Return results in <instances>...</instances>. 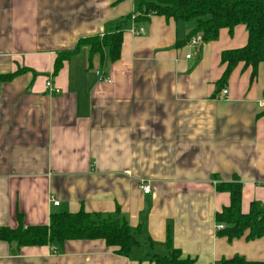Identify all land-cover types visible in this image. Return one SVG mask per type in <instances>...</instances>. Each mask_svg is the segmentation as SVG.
<instances>
[{"label":"crops","instance_id":"1","mask_svg":"<svg viewBox=\"0 0 264 264\" xmlns=\"http://www.w3.org/2000/svg\"><path fill=\"white\" fill-rule=\"evenodd\" d=\"M136 12V0H0V75L22 69L0 81V227L118 213L139 242L124 256L103 239L0 240V264H154L169 238L194 264L264 261V238L229 241L216 222L231 201L218 183L242 182L245 213L264 204V62L217 86L222 53L248 43L244 24L193 43L195 20L153 15L127 24L116 62L83 47L54 74L58 53Z\"/></svg>","mask_w":264,"mask_h":264},{"label":"trees","instance_id":"2","mask_svg":"<svg viewBox=\"0 0 264 264\" xmlns=\"http://www.w3.org/2000/svg\"><path fill=\"white\" fill-rule=\"evenodd\" d=\"M137 12L116 22L114 30L103 36L79 39L73 50L58 53L54 65L57 74L64 62L88 47L90 55L100 54L104 63L119 60L123 45V35L127 24L141 25L151 16L160 15L177 21L195 20L193 36L200 35L204 41L217 39L222 28L232 30L238 24L248 29V43L242 48L226 50L221 60L226 68L217 82L218 89L225 88L235 67L243 62L253 68L256 76L258 65L264 62V0H136ZM22 72L0 75V81H10ZM217 191L230 193V205L216 214L218 235L229 241L246 237L248 241L264 238V204L254 201L248 212L242 209L243 184L237 178L233 182L218 183ZM75 239H103L107 246L114 247L116 253L128 256L132 248L139 244L126 221L119 214H92L84 210L76 213L57 212L51 214L48 226H28L20 224L17 228L0 227V240L15 242L18 246H42L53 242L63 244ZM169 254L152 253L150 261L154 264H194V259L184 257L182 252L167 243ZM217 264H264V261L248 260L236 254L223 258Z\"/></svg>","mask_w":264,"mask_h":264},{"label":"built area","instance_id":"3","mask_svg":"<svg viewBox=\"0 0 264 264\" xmlns=\"http://www.w3.org/2000/svg\"><path fill=\"white\" fill-rule=\"evenodd\" d=\"M134 33L135 34H142L143 33V31H144V28L141 26V27H137V28H135L134 30ZM202 40V37L200 36V35H198V36H196L195 38H193L192 39V42L193 43H196V42H198V41H201ZM188 58L190 57V55H188L187 56ZM47 87L50 89V92L51 93H55V94H57V93H60L61 92V90L60 89H58V88H54L53 87V85H52V81L51 80H48L47 81ZM227 90L225 89V90H223V93L226 95L227 94ZM143 190H144V192L145 193H149L150 192V186L149 185H144L143 186ZM55 202V204L56 205H58L59 204V202L58 201H54ZM223 225H221V224H219L218 225V229H223Z\"/></svg>","mask_w":264,"mask_h":264}]
</instances>
